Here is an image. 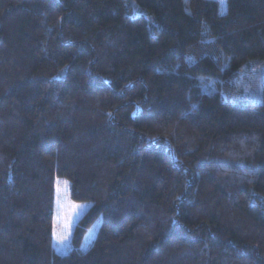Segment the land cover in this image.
<instances>
[{"label":"trees","instance_id":"1","mask_svg":"<svg viewBox=\"0 0 264 264\" xmlns=\"http://www.w3.org/2000/svg\"><path fill=\"white\" fill-rule=\"evenodd\" d=\"M0 264H264V0H0Z\"/></svg>","mask_w":264,"mask_h":264},{"label":"rangeland","instance_id":"2","mask_svg":"<svg viewBox=\"0 0 264 264\" xmlns=\"http://www.w3.org/2000/svg\"><path fill=\"white\" fill-rule=\"evenodd\" d=\"M219 4L221 13L226 11V0H216ZM254 101L257 102L256 97ZM54 217H53V238L52 244L54 250L59 255L66 254L71 249V237L73 230L81 217L91 207V203H76L69 198V184L65 180L57 179L55 181V197H54ZM100 225V219L87 231L81 248L87 250Z\"/></svg>","mask_w":264,"mask_h":264}]
</instances>
